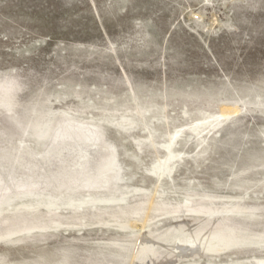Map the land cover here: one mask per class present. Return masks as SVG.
Segmentation results:
<instances>
[{
  "label": "rangeland",
  "instance_id": "374dc122",
  "mask_svg": "<svg viewBox=\"0 0 264 264\" xmlns=\"http://www.w3.org/2000/svg\"><path fill=\"white\" fill-rule=\"evenodd\" d=\"M7 82L15 87L10 115L16 119L26 120L36 109L50 111V117L65 113L69 121L93 127L105 124L104 140L115 145L124 178L116 195L126 186L142 190L129 192L127 203L143 198V191L150 196L156 178L146 169L165 153L159 146L156 153L150 146L140 152L133 140L155 131V142H167L173 131L181 129L175 148L185 155L172 173L174 185L164 180L168 191L163 198L181 201L182 187L188 183L200 195L241 193L240 203L258 206L255 212L264 220V105L256 107L264 104V0H0V85ZM223 108L234 113L222 118ZM204 113L219 117L221 123L206 135L203 156L193 160L189 155L204 146L197 148L187 125ZM8 115L0 105V182L42 184L48 176L41 168L52 170L50 174L59 167L69 169V157H40L44 146L26 133L23 140L35 154L23 152L22 159L13 160L22 134ZM123 117H133L139 124L128 133H118L104 121ZM245 168L249 170L241 178L246 191L231 186L237 182L233 173ZM224 200L213 198L216 205ZM114 204L106 211L118 210ZM44 210L39 207L37 213ZM59 213L72 212L60 208ZM186 218L191 216L180 221ZM173 223L163 218L151 228ZM78 228H49L40 241H0L2 264H53L58 255L67 253L72 264H93L90 255L104 242L132 245L137 240L138 232L127 237L129 229L118 231L111 224ZM255 259H264V251L236 247L160 264Z\"/></svg>",
  "mask_w": 264,
  "mask_h": 264
},
{
  "label": "bare ground",
  "instance_id": "6f19581e",
  "mask_svg": "<svg viewBox=\"0 0 264 264\" xmlns=\"http://www.w3.org/2000/svg\"><path fill=\"white\" fill-rule=\"evenodd\" d=\"M13 91L15 87L12 82L0 85V105L9 113L8 116L22 134L15 147L16 151L10 157L18 161L23 158V152L29 155L35 154L27 145L29 143L23 140V135L26 133L31 140L44 146V150L38 153L40 157L45 160L50 156L69 157L71 164L67 165L69 169L66 170L59 167L58 172L55 171L54 174H50L52 170L40 167L42 173L48 176L42 182L44 186L38 180L13 185L3 178L4 181L0 182V241L6 243L40 241L49 228L78 225L80 228L77 230L80 231L82 227L91 223H103L111 224L118 231L129 229L127 237L134 236L136 231L137 240L132 245L118 240L103 241L104 243L100 245L102 248H98L94 255H90V262L93 264H126L128 259V264H134L135 261L145 263L147 259L149 264H160L172 258H188L201 255L203 252L217 253L236 247L264 251V220L255 212L258 206H244L240 203L244 194L226 197L200 195L188 183L182 187L185 195L181 201L168 202L163 198L164 192L168 191L164 187V180L168 179L174 185L172 173L176 164L185 155L175 148L181 129L173 131L167 142H155L154 130L148 137L133 140L140 152L143 147L150 146L156 153L159 146L165 150V153L157 156L151 167L146 169L156 178L150 196L147 197L148 191H143V198L130 204L131 201L126 202L129 192L142 190L123 185L125 188L120 196L116 195L115 192L119 191L117 184L124 178L116 160L115 145L104 140L102 129L105 124L93 127L77 119L69 121L65 113L50 117V111L36 109L29 111V115L33 114L30 118L16 119L12 114L10 115L14 104ZM262 105L264 104L260 103L256 107L260 108ZM233 113L223 108L219 116L228 118ZM204 115L187 125L196 139L197 148L204 146V149L201 148L194 155H189L193 160L206 152L205 147L208 145L206 135L221 123L219 117L216 119L210 113ZM104 121L118 133H128L131 128L137 126V123L139 124V121L133 117H123L120 121L110 119ZM103 146L106 149H103ZM248 170L245 168L233 173L237 182L232 183L231 186L238 189L245 188L246 186L243 185L245 182L241 177ZM262 182L264 183V180ZM231 186L228 188L233 189ZM30 195L37 197L30 198ZM156 197L160 199L156 200ZM212 197L225 200L220 205H216ZM119 202L126 204L121 203L123 206H120ZM110 204H114L118 210L107 212L110 209L107 211L106 209L112 206ZM9 207H12L11 212L4 215ZM39 207L45 210L37 213ZM60 208H70L72 213L65 216L59 213ZM85 209L90 212L84 213ZM104 215H107V219ZM183 216H191V218L180 221ZM163 218H169L174 223L164 228H151V225L156 226ZM65 252L67 253V250ZM3 257L4 254L0 253V264ZM52 262L72 264L73 261L67 253V255H58ZM225 264H264V259H255L253 262L231 260Z\"/></svg>",
  "mask_w": 264,
  "mask_h": 264
}]
</instances>
